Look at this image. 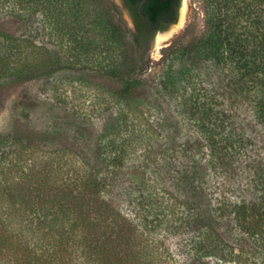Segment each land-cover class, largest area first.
<instances>
[{
	"label": "trees",
	"instance_id": "16d2710c",
	"mask_svg": "<svg viewBox=\"0 0 264 264\" xmlns=\"http://www.w3.org/2000/svg\"><path fill=\"white\" fill-rule=\"evenodd\" d=\"M86 1L0 0V15L23 21L40 15L76 57L93 60L105 51L103 74L116 87L111 101L121 104L86 154L37 146L18 134L0 138V264H189L164 240L179 222L194 229L186 244L190 264H264V152L250 133L259 130L264 142V0H205L206 32L168 48L156 85L144 77L148 49L158 31L177 21L182 0H124L135 32L122 31L106 5ZM127 34L129 62L118 64L121 46L102 43L121 44ZM39 35L0 26V91L42 71ZM205 69L215 72L213 89L202 78ZM166 99H174L196 135L183 145L184 165L175 170L185 194L141 179L126 194L124 212L114 203L115 189L140 168L141 157L155 155L158 136L142 117H129ZM172 152L166 148L163 156ZM239 165L244 199L214 198L208 178L230 177ZM235 231L256 245L258 258L237 248Z\"/></svg>",
	"mask_w": 264,
	"mask_h": 264
},
{
	"label": "rangeland",
	"instance_id": "374dc122",
	"mask_svg": "<svg viewBox=\"0 0 264 264\" xmlns=\"http://www.w3.org/2000/svg\"><path fill=\"white\" fill-rule=\"evenodd\" d=\"M96 1L103 7L106 5L111 9L122 31H136L133 17L123 0H94ZM91 2L92 0H87L85 6L89 7ZM205 6V0H182L179 8V13L182 12V23L166 40L160 42L161 35L158 36L157 46L160 48L157 50L153 49L154 39L158 33L155 35L148 49L149 69L144 76L149 83L156 85L163 78L165 68L162 65V58L170 46L199 38L206 32ZM0 16V26L11 34L19 35L26 30L32 33L38 31L40 35L36 43L40 45L42 54L39 56L42 63L41 72L30 75L23 83L0 91V138L6 134H18L23 140L37 146L51 148L64 146L76 148L86 154L97 142L103 126L109 123L112 117L115 118L117 110L121 108L120 103L111 101V92L116 87L103 74L108 65L105 51L93 60L79 58L70 52L74 46L54 39L53 27L41 19L40 15H26L27 20L24 21L6 12H2ZM129 37L127 34L121 44L102 43V46H121L117 51L118 64L129 62L124 57V46H131ZM209 72L203 70L202 78L213 89L217 79L214 70ZM174 105V99H166L159 109L145 106V109L140 108V111L142 109L140 114L130 113L132 114V117H129L130 121H134V118L139 121L142 117V123L153 126L158 136L153 137L151 145L155 155L141 157L140 168L131 171L132 176L122 177L118 188L115 189L114 203L124 212L129 211L126 194L133 187H137L141 179H145L151 185L164 187L182 198L185 194L183 188L178 185L175 170L184 165L183 145L190 143L196 135L186 119L178 115ZM168 115L174 119L169 121ZM244 116L250 119L248 113L245 112ZM162 120L167 121L163 125L167 129L163 132L159 129L164 122ZM172 121L176 123L173 131L169 130ZM250 133L258 138L257 147L264 152L263 138L258 135L260 131L251 129ZM166 148L173 150L169 157L163 156ZM129 167H133L132 164ZM245 185V172L240 165L230 177L220 175L208 178V186L214 198L223 197L240 202L246 195ZM178 224L180 228L164 234V240L179 261L190 264L186 244L194 234V229L185 222L184 225L180 222ZM224 225L222 228H225ZM231 239L238 249H244L245 252H250V256L258 258L259 250L256 245L252 241H246L238 231H235Z\"/></svg>",
	"mask_w": 264,
	"mask_h": 264
},
{
	"label": "water",
	"instance_id": "95a60500",
	"mask_svg": "<svg viewBox=\"0 0 264 264\" xmlns=\"http://www.w3.org/2000/svg\"><path fill=\"white\" fill-rule=\"evenodd\" d=\"M182 12H180L179 13V18H178V21H177V23L176 24H174V25H172L170 28V30L169 31H165V32H159L157 35H156V37H155V39H154V46H153V49L154 50H157L158 48H160V46H157V38H158V36L160 35V34H172L173 32H174V30H176V28L178 27V26H180V24L182 23Z\"/></svg>",
	"mask_w": 264,
	"mask_h": 264
},
{
	"label": "bare ground",
	"instance_id": "6f19581e",
	"mask_svg": "<svg viewBox=\"0 0 264 264\" xmlns=\"http://www.w3.org/2000/svg\"><path fill=\"white\" fill-rule=\"evenodd\" d=\"M184 16V13H183ZM161 36H159V41L162 42L163 40H166L168 38L169 34H160Z\"/></svg>",
	"mask_w": 264,
	"mask_h": 264
},
{
	"label": "flooded vegetation",
	"instance_id": "af4514ba",
	"mask_svg": "<svg viewBox=\"0 0 264 264\" xmlns=\"http://www.w3.org/2000/svg\"><path fill=\"white\" fill-rule=\"evenodd\" d=\"M124 1V0H123ZM124 4H125V2H124ZM126 6V5H125ZM180 8V7H179ZM128 9V8H127ZM129 10V9H128ZM130 12V11H129ZM131 14V13H130ZM132 16V15H131ZM178 18H179V9H178ZM177 21H178V19H177ZM177 21L175 22V23H173V24H171V25H169V27L166 29V30H164V31H158L157 33H159V32H165V31H167L172 25H174V24H176L177 23ZM156 33V34H157Z\"/></svg>",
	"mask_w": 264,
	"mask_h": 264
}]
</instances>
